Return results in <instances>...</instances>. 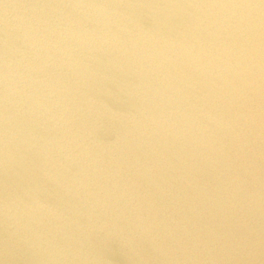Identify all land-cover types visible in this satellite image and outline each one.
Here are the masks:
<instances>
[{"label": "water", "instance_id": "obj_1", "mask_svg": "<svg viewBox=\"0 0 264 264\" xmlns=\"http://www.w3.org/2000/svg\"><path fill=\"white\" fill-rule=\"evenodd\" d=\"M0 264H264V0H0Z\"/></svg>", "mask_w": 264, "mask_h": 264}]
</instances>
